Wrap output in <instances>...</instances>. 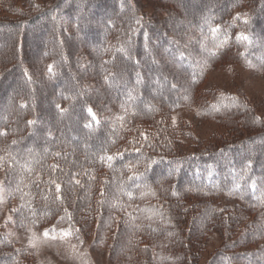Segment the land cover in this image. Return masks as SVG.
Instances as JSON below:
<instances>
[{
	"label": "trees",
	"instance_id": "obj_1",
	"mask_svg": "<svg viewBox=\"0 0 264 264\" xmlns=\"http://www.w3.org/2000/svg\"><path fill=\"white\" fill-rule=\"evenodd\" d=\"M31 1L15 13L20 20L0 21L10 44L8 56L0 53V102L7 94L2 66L24 63L14 39L35 24L52 36L38 75L57 86L70 71L58 69L69 51L58 37L82 33L99 43L93 70L99 98L106 100L86 93L93 84L82 86L84 75L75 70L79 81H69L70 95L50 97L67 115L50 136L41 126L49 118L42 108L48 96L25 89L13 99L21 108L11 112L13 123H0V163L12 168L5 188L17 202L18 225L44 230L49 224V235L69 229L81 241L93 233L114 264H199L207 234L218 229L225 241L206 264H264V121L239 94L200 88L216 67L249 62L264 68V0H207L190 14L182 10L187 25L177 29L165 27L167 16L158 17L168 12L166 4L177 8L176 0H150L151 12L146 0H53L45 7ZM117 1L127 10L117 9ZM2 2L12 7V0ZM168 53L164 66L172 75L192 72L189 90L166 89L175 87V77L156 62ZM156 85L163 88L160 98ZM188 104L201 118L227 126L228 136L196 142L188 152L174 128L162 124ZM5 109L4 101L0 118ZM31 258L0 232V264H34Z\"/></svg>",
	"mask_w": 264,
	"mask_h": 264
},
{
	"label": "rangeland",
	"instance_id": "obj_2",
	"mask_svg": "<svg viewBox=\"0 0 264 264\" xmlns=\"http://www.w3.org/2000/svg\"><path fill=\"white\" fill-rule=\"evenodd\" d=\"M22 1L23 0H12V7L7 8L5 7L6 3L0 0V21L20 20L19 18H15V13L17 14L21 11L20 9H22L23 4ZM52 1L53 0H35L37 5H40V7H45L46 2L51 3ZM146 1H148V4H144L143 7H145L149 12L153 11L152 8L154 5L149 2L150 0ZM176 1L179 2V5L177 4V8H174L175 6H171L170 4H166L169 10L167 13L165 12L161 15L162 17L157 15L160 14V12L156 14L155 11V15L160 19L167 16L168 23L172 22L173 26L167 23L165 26L167 29L169 27H173L175 29L182 28L183 26L185 27L187 22L184 18L182 10L190 14L197 6L205 3L207 0ZM143 2L144 0H142V3ZM31 3L33 4L34 1L32 0ZM115 3L117 9L127 10L128 8V5L118 4V1ZM114 11L115 10H111L110 15L114 14ZM34 12L35 11H31V16ZM99 19L100 17H98V20ZM38 26V24H35L28 29H21L18 32L16 39H14V49H16L17 55L24 60L21 67L19 66V68L14 69L15 65H1L3 67V79L1 85L5 87L7 94L4 98H1L0 103L5 101L8 105V109H5L2 113L3 116L0 118V123L1 125L6 123L7 125H5V127H7L9 123H13V121L10 120L11 112H13L15 108H21L20 100L14 103L13 99L15 97H19L22 90L31 89L38 96H48V100L45 98L42 108L45 115L49 118L43 122L41 126L50 128L48 134L51 136L54 135L53 133L56 131L57 134L59 133L58 126H60V123L58 121L67 115L60 112L58 113L54 109L53 103L50 102V97H53V95L59 91L69 94L67 91L69 81L79 79L75 70L80 69L82 71L81 73L84 75L83 79L81 78L82 86L87 82L93 84L91 85V90H85L86 93H90L92 97H94L95 101L99 103L105 101L106 99L102 98L101 100V98H99V86L95 84L97 74H94L93 70L96 69V66L94 65V61L96 60L94 48H97L99 43L91 42V40L86 36L82 37V33L75 34L73 36L61 35V37H58L56 40V43L59 45L62 44L61 46H63L64 49H69V51L65 52L66 57L63 59L61 64L62 66L59 64L58 67L61 72L64 71L61 67H65L70 70L67 72V76H64V82L61 85L57 86L55 83L52 84L54 80L51 79V77L46 80L43 76L40 77L38 75L39 65L41 67V71L43 70V59H41V56L43 55L42 53L50 49V39L52 38L49 28L46 29L48 34L43 35L40 34L42 29L39 30ZM8 31L9 29L0 28V53L1 55L7 54V56L9 54L7 45L10 44L8 37L4 36V34L8 35ZM18 44L21 46L20 49ZM155 46L158 50H161V44L157 45L155 43ZM170 56L171 55L168 53L162 64L161 62L156 63L159 65L158 69L165 70L167 71V74L172 75L175 74V72L164 66L169 62V60H171L172 57ZM43 57L44 56H42V58ZM25 64L29 67L30 73L25 72ZM11 69L14 70L11 72ZM177 70L180 71L181 67L177 66ZM9 74L12 75L10 76ZM192 75L193 74L190 70H188V72H184L182 76L177 77L172 75L175 77V87L170 84L167 85L166 89L168 90L170 88L178 90L182 88L184 91L189 90V82L191 81ZM149 84L153 85L152 80H150ZM155 87L156 88L152 91L158 98H160L163 95V88L158 85ZM201 87L205 90H218L229 94H239L241 98L246 99L253 106V108H255L254 110L257 115L264 121V68L255 66L249 62H243L241 64H234L232 66L222 68L216 67V69L208 72V75L200 88ZM96 98H99V101H97ZM105 111V107H103V113ZM164 121L165 122H162V124L168 125V128L169 126L174 128L175 133L178 135L177 137H180V141L186 147L188 152L195 149L196 142L202 145H207L217 141L220 136H228L227 126L215 121L201 118L198 115L196 107L192 104H188L187 106L185 105L172 114H167V120L164 119ZM143 125L145 126L146 124ZM148 129H151L150 133H153V128ZM86 150H88V148ZM11 170V165H6L5 167L0 163V232L5 234L12 242H14L18 248L27 251L28 254L32 256L31 260L34 264H114L110 258L111 254L109 247H97L95 244V237L92 235L93 233L86 235L84 241H81L79 239H74L69 229L59 230L55 234L49 235L45 231L46 228L51 227L49 224L44 226V230L30 225L26 227H23L22 224L18 225L16 220L17 216H14V209L17 207V202H10L6 195L7 192L5 188L6 184L9 183L7 172H11ZM168 173L169 170L164 171V174ZM182 183L186 184V181H183ZM243 230L244 231L241 230L240 233H235L234 239L240 238L245 232V229ZM221 232L222 230L216 229L210 230V233L207 234L208 240L205 243L201 256L199 257V264H206L212 259L211 257H213L215 253L222 248L225 240ZM122 241L125 245L128 244L127 237L124 236ZM261 241H263V239L256 240V245L257 243H261Z\"/></svg>",
	"mask_w": 264,
	"mask_h": 264
},
{
	"label": "snow or ice",
	"instance_id": "obj_3",
	"mask_svg": "<svg viewBox=\"0 0 264 264\" xmlns=\"http://www.w3.org/2000/svg\"><path fill=\"white\" fill-rule=\"evenodd\" d=\"M88 111H89V114L91 115V116H95V114L92 112V110L91 109H88ZM174 195H175V193H173Z\"/></svg>",
	"mask_w": 264,
	"mask_h": 264
}]
</instances>
